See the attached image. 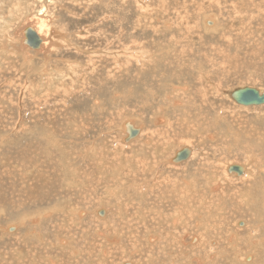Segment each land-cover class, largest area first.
I'll list each match as a JSON object with an SVG mask.
<instances>
[{"label":"rangeland","instance_id":"rangeland-1","mask_svg":"<svg viewBox=\"0 0 264 264\" xmlns=\"http://www.w3.org/2000/svg\"><path fill=\"white\" fill-rule=\"evenodd\" d=\"M5 2L3 6L0 5V17L10 16L16 19L9 22V26L0 27V37L4 33L7 38L0 53V224L4 226L8 223V226L14 227L12 231L6 229L12 244L15 243L13 248L17 246L16 243H20L18 247H21V243L27 242L26 250L31 256L29 261L42 258L45 253L53 254L52 251L66 245L54 238L58 234L70 237L73 243H78L79 249L82 246H93L95 251L105 248L111 252L114 248H120L122 257L120 254L106 264H121L128 260L135 262L129 257L131 254L128 251L131 250L132 255L146 258L141 254L147 245L144 241L145 232L152 229L161 235L160 241L163 242L166 234L162 229V221H157L156 218L145 224H136V221L144 212L153 214L156 210H162L164 207H159V204L163 198L154 199L137 193L140 188L147 191L154 189V184L160 185L158 177L161 174L171 175L178 181L182 178L189 181L193 179L199 185L196 186L199 195L213 194L217 200L223 197L225 213L233 208L237 209L232 200H229L233 191L229 188L230 182L229 185H221L222 176L213 180L215 183L212 180L210 182L207 177L212 173L214 178L212 164L214 167L218 166L223 173V167L235 160L251 166L253 171L264 168V144L258 143L264 142V104L241 105L235 103L230 96L235 88L245 85L264 90V29L256 28L257 22L252 16L245 18L250 12L254 13V7L247 0H237L234 3L231 0H36L28 6L19 5L18 0ZM36 9H40L48 20L45 33L49 34L51 40L58 42L53 51L47 54L49 58L46 60V67L42 69L48 74L42 79L38 73L22 65L24 49L21 48L20 29L26 19L25 15L35 13ZM205 18L215 20L217 28L207 31L204 26L210 23L203 21ZM241 21L246 26L244 37H249L248 43L256 39L261 43L263 40V46H258L257 43V50L253 51L245 46L240 34L236 35L232 30L234 28L229 27H239ZM228 34L232 38L230 41L224 37ZM18 35L19 38H16ZM163 49H169L171 56L165 55ZM31 50L34 49L28 47L30 56ZM224 52L229 59H221ZM200 54L208 58L202 59ZM42 63L43 55L33 57V66H41ZM52 67L61 70V79L53 77L56 74ZM198 68H202L204 74L199 89L205 95L206 103L214 110L220 103L226 106L224 118H216L213 114L207 117L200 113L196 116L193 109L196 104L185 96L187 89L182 90V95H177L178 87L186 85L187 88L188 83L196 85L195 74ZM111 71L116 72L114 77L110 74ZM197 107L194 108L198 110ZM178 109L179 114L175 113ZM158 115L168 118L166 122L171 128L167 126V129L166 124L155 123L154 117ZM237 118L241 121L236 120ZM125 120H130L136 126L140 125V133L136 131L130 138L124 133V139H121L120 128ZM130 123L132 128H136ZM180 126L182 127L179 128ZM157 130L162 134H158ZM151 133L153 136L149 139L154 140L155 145L150 147L154 150L155 146L156 150L145 153V150H140V146L145 141V135L150 136ZM165 134L166 139H163ZM180 137L185 138L181 140ZM181 142H189L185 146L190 147L192 154L183 161L170 162V165L161 163L162 158L172 155ZM90 145L106 148L108 152L104 149L103 152L110 163L122 171L117 178L106 179L101 175V171L105 175L111 174L114 168L110 166L107 171L102 170V166L95 162V150L89 149ZM227 147H231L230 151ZM252 154L255 159H249L251 163L247 164L245 155ZM143 157L156 165L152 173L157 177L152 176V181H147L141 187L130 188L131 182H139L142 176L148 175ZM126 162L133 165L128 166L129 174ZM40 170L45 175L38 178L36 173ZM229 173L227 177H231ZM235 174L233 172L232 175ZM248 174L245 172V175ZM261 177L264 179V172ZM234 178L237 177L232 179ZM209 182H213V186L219 183L218 189L213 191ZM236 184L235 188L241 186L240 183ZM262 186L263 195L253 188L252 195L246 197L252 203L248 202L247 205H252L254 212L246 215L230 211L226 219L227 228L231 227L235 218L256 223L261 214L264 221V182ZM108 187H118L120 194L130 199L125 202L135 208L132 216H118L117 209H114L116 207H111L116 199L108 194ZM222 188L225 189V197L219 191ZM152 192L157 195L154 190ZM58 204L64 210H56L46 217L42 215L39 224L34 223L33 218L29 219L33 213ZM66 208L78 210L71 216ZM244 208L247 206L240 207L241 210ZM177 209L176 204L165 209V218L174 214ZM100 210H103L102 213H99ZM219 213V208L213 212L215 215ZM22 214L27 218L19 226V235L14 240L18 231H15L17 228L11 223L17 222ZM181 216L187 222V227H182L181 224L173 226L170 222L163 221L169 230L175 228L176 236L184 230L190 232L189 209L181 213ZM59 217L64 218V224L57 222ZM239 225L237 223L236 228ZM97 227L104 229L105 239L102 235L95 234ZM27 228L35 229L33 236L29 235ZM194 231L198 233L197 230ZM115 234H119L121 239L117 243H109L114 238L108 239ZM9 237L3 236L1 239L5 242ZM45 237L47 240L44 241ZM128 237H135L136 242L131 239L129 244V240H126ZM188 239L185 237L184 240L188 243ZM136 243L140 245L139 248ZM207 244L214 245L211 242ZM246 244L249 247L255 246L253 242ZM158 245L160 248L155 247L153 251L155 259H146L143 264H165L171 258L168 251L164 254L167 248L173 252L177 264L187 263L186 260L183 262L175 246L167 245L166 248L163 243ZM71 246L73 245L67 244L68 248ZM203 247L195 249L192 255L201 257L204 254L206 262L211 264L212 259L207 257L205 251H209V248ZM13 248L10 246L4 250L14 254ZM260 249L264 252V246ZM79 258L84 260L82 254L76 257ZM0 259H4L2 253ZM81 260L79 264H90L82 263ZM92 260L96 263L97 257H92ZM42 261L46 262L43 258ZM247 264L258 262L251 260Z\"/></svg>","mask_w":264,"mask_h":264},{"label":"bare ground","instance_id":"bare-ground-1","mask_svg":"<svg viewBox=\"0 0 264 264\" xmlns=\"http://www.w3.org/2000/svg\"><path fill=\"white\" fill-rule=\"evenodd\" d=\"M5 1L6 0H0V5L3 6L4 3H6ZM37 1H39V0H37ZM231 1H232V3H234V1H237V0H231ZM18 2H19L18 4L21 5V6L22 5L23 6H28L29 4H31L33 2H36V0H18ZM247 2L250 5H252L251 7H254V9H253L254 13L253 12H250L249 14H247L245 16V18L246 17L249 18V16H252V18L255 19L256 22H257L256 23V28H259V29L262 28V29H264V0H247ZM34 12L35 13L29 12V14L25 15L26 19H24L22 28L20 29L21 48L24 49V53H23V57H22L23 58L22 65H24L25 67L28 66L27 67L28 69H31L36 74L38 73L40 79H42V78H44L46 76V74H48V73L45 72L46 71L45 69H42V67H46V60L49 58L47 54L48 53H51L53 51V49L58 45L57 44L58 42H55L54 40H51L49 38V34L45 33L46 24L48 22V20L45 18L46 15H42L43 13L41 12L40 9H36ZM209 15H208V17H209ZM211 15H213V14H211ZM19 17H20V15H19ZM206 18L203 21H205V22L208 21V23H210V25H205L204 26L205 29L207 31L215 30L217 28L218 23L217 22L215 23V20H213V19H209V18L206 19ZM13 19H16V17H10V16L5 17V18H3V17L1 18L0 17V25H1L0 27L9 26V22H11ZM247 23H250V22L247 21ZM212 25H214V27ZM26 27H31L35 31V33L40 37V45H39V47L37 49L31 50L32 51L31 54L33 55V56L31 55L32 57L29 55L30 53H28V51H27L29 46L27 44H24L22 42V39H23V30ZM229 27H233L234 28L232 30L235 31L236 35L237 34H240V37L242 38L241 41L243 43H245V46H248L249 48H251L250 49L251 51H253V49H256L257 50L256 45H257V43H259L258 40L256 39V40H253L251 43H248L249 37L247 35H246L247 37H244L245 36L244 31L246 30V26L244 25L243 21L240 22V26L239 27H236V26H233V25H231ZM1 29H3V28H1ZM50 31H53V30L51 29ZM250 31H251V29L249 30V32ZM50 35H52V34H50ZM261 36H262V34H261ZM224 37L226 38V40H229V41L232 40V38L230 37V34H228L227 36H224ZM16 38H19V35ZM11 39H13V37ZM6 41H7L6 35L3 33L2 36L0 37V43L2 44V45H0V53L3 51L2 48L4 46V43H6ZM262 41H261V43H262ZM261 43H259L258 46H260ZM167 45H170V44H167ZM243 46H244V44H243ZM261 46H263V45H261ZM261 48L262 47H260V50H262ZM31 49H33V48H31ZM169 49L168 50H165V51L163 49L162 52H164L165 55H167V54L170 55L171 54L170 53L171 51H169ZM20 51H23V50L21 49ZM174 51H175V49H174ZM176 52H178V51H176ZM172 54H174V52ZM35 55H43V63H42L41 66H33L32 65L33 64V57ZM221 56H222L221 59H223V57H225L224 59H229L228 55L225 52L222 53ZM200 57L202 59H207L208 58L207 56H204V55H201V54H200ZM177 58H181V57H177ZM179 60H181V59H179ZM176 62H177V60H176ZM180 63L181 62H179V64ZM52 68L55 70V73L54 74H56L53 77H56V78L61 79L62 76H63L62 75L63 73L61 72V70L59 71V70H56L54 67H52ZM110 74L113 76V75H116V72H112L111 71ZM113 77H111V78H113ZM195 78H196V85L195 86L189 85V83L187 84V86H188L187 88H186V85H182V86L179 85L180 87H178L176 89V90L179 91L177 95H179V96L182 95V92L184 91V89H187V93L185 94V96H186V98L189 101H191V102H193V103L196 104L195 106H193V109L197 113L196 116H198L199 115L198 113H200L201 115L203 114V116L206 115L207 117L209 115H212L213 114L214 117H216V118H219V117H223L224 118L225 117L224 116L225 115L224 114L225 113L224 110H226L227 107L226 106H222L221 103L218 105V108L215 109V110L211 106L209 107L208 104L206 103L205 99H204V96L205 95H203L202 94V91L199 89V84H200L201 80L204 78V74H203L202 68L196 69ZM189 86H191L192 89ZM245 86H243V87H245ZM249 87H251V86H249ZM196 106H198L197 107L198 110H196L194 108ZM210 110H212V111H210ZM216 110H218L219 112L216 111ZM207 111H210V112H207ZM179 112H180L179 109L175 111V113H177V114H179ZM185 114L187 115V112ZM164 118L165 117L158 115V116H155L154 117V120H155V123H157V124H161V125L162 124H166L165 127L167 128V126H169V124L167 123L168 122L167 121L168 118H166V119H164ZM164 120H165V122H164ZM236 120H239V118H237ZM236 120L233 121V122L234 123L235 122L237 123ZM129 121L130 120H125L123 122V125H121V128H120L122 130V132H121L122 134H120L121 135V139H124V135H123L124 133H125L126 136H128L125 130H126V126L129 125V123H130ZM131 121H133V120H131ZM204 121H206V119ZM214 121H216V120H214ZM239 121H241V120H239ZM242 122H243V120H242ZM130 124L132 126L136 127V128H134L132 130L133 135L136 134V131L139 134L140 133V127L141 126L140 125L139 126H136L135 124H132V123H130ZM239 124H242V123L240 122ZM170 125H171V123H170ZM181 125H182V123H181ZM240 126H243V125H240ZM169 127L171 128V126H169ZM174 127H172V128L174 129ZM181 127L182 126H180L179 128H181ZM108 129H109V127H108ZM234 130H236V129L234 128ZM253 130H252V132H253ZM157 131L159 132L158 134H160V135L162 134V132L160 130H157ZM180 131H181V129H180ZM214 131H217V130L214 129ZM254 132H255V130H254ZM256 132H258V131H256ZM236 133H234V134H236ZM173 134H174V130H173ZM259 134H260V132H259ZM151 136H153V133H151L150 136H146L145 135V141L142 142V145L140 146V148H141L140 150H142V151L145 150V153H149L150 150H152L151 147H150L152 144L155 145L154 144V140H152V139L150 140L149 139ZM164 137L165 138H163V139H166V134H165ZM220 137H222V136H220ZM183 138H185V137H182V139L180 137L181 140H183ZM226 138H227V136H226ZM233 139H235V138H233ZM256 139H258V138L256 137ZM177 140H179V138ZM214 140H215V138H214ZM246 140H247V138H246ZM223 141H224V139H222V143H223ZM257 141H260V139L257 140ZM102 142H104V138L102 139ZM102 142H100V144ZM236 142H237V139H236ZM159 143H161V142H159ZM188 143L189 142H181L179 144L180 147L178 149L177 148L174 149V152H173L172 155H170V156H168L166 158H162L161 163H165V164L170 165V162H174L172 160V157L175 154V152L178 151L182 147H187L188 146ZM228 143H227V145H228ZM258 143L261 144V145L264 144V142H261V143L258 142ZM106 144H107V141H106L105 145ZM162 144H164V143H162ZM166 144H168V143H166ZM219 144H220V146L222 145L221 142ZM153 145H152V148H153ZM185 145H187V146H185ZM220 146H219V148H221ZM243 146H245V145H243ZM120 148H122V147H120ZM188 148L190 149V147H188ZM227 148H229V147H227ZM230 148H229V151H230ZM89 149H91V150L94 149L95 150V154H96L95 162H97L98 165L102 166V168H103L102 170H106L107 171L110 168V166L114 168V170L111 171V174L105 175L103 173V171H101L102 172L101 175L103 177H105L106 179L117 178L118 175L122 171L119 170L117 167L115 168V166L110 163V160H109L108 156L103 152V149L105 150L106 153L108 152L106 150V148H101L100 145H97V146L90 145L89 146ZM210 149H211V147H210ZM245 149H248V148L246 147ZM155 150L156 149H155V146H154V150H152V151H155ZM207 150H209V149H207ZM213 150H214V148H213ZM162 151H163V149H162ZM245 151H243V152H245ZM137 152H139V150ZM251 153H249V154H251ZM191 154H192V151L190 149L189 156ZM221 154H223V153H221ZM239 156H240V154H239ZM254 156H255V154H254ZM210 157H211V155H210ZM219 157H220V155H219ZM143 158H145V162H146V165H147L146 168L148 170V175L145 174V176H142L139 179V182H131L129 184L130 188L141 187L147 181H152V176L157 177V175H154L152 173V171L156 169V165L155 164H152L146 157H143ZM245 159L247 160V164L248 163L250 164L251 161H248V160L249 159H252L253 160V159H255V157H253V154H252V156L245 155ZM231 161L233 162L234 160L232 159ZM235 161L232 164L240 165L243 168L242 169V172L240 174H237L236 173L235 175H232L233 172L232 173H229L228 172L227 167L229 165H231V164H226L223 167V169H222L223 170V173H222V171H219V168H217L218 167L217 165H216L217 167H214L213 164H212L213 171H214V178L212 177V173H211V175L209 173V175H208L207 178L211 182V180L213 181L215 179H218L220 176H222L223 177L222 178L223 181L221 182L222 183L221 185H223V184H228L229 185V182H230L229 188L231 190H233V191L229 195L230 196L229 197V200H232V202H233L232 204H235L237 206V209L233 208L230 211L232 213H238L239 212V213H245L246 215H251L254 212L255 208L252 205H250V206L247 205L248 202L250 204H252V203L250 201H248L246 197L252 195L251 194V191H252L253 188H256L260 192L259 193L260 195H263V193L261 191H262V188H263L262 184L264 182V179L261 177V173L264 172V168H257L256 171H253V169L251 168V166H249V165L246 166L245 164H244L245 165L244 166L243 164L238 163L237 160H235ZM159 163H160V161H158V164ZM255 164H257V163H255ZM259 164H260V162H259ZM128 166H131L132 167L133 165L132 164H129V162H126L125 163V167H126L127 170L129 169ZM224 170H226V173H225ZM247 170H249V172H247ZM4 172H7V170H4ZM142 172H143V170H142ZM245 172L246 173H249V174L248 175H245ZM127 173L129 174L130 171L128 170ZM228 173L230 174L231 177H227L228 176ZM183 174H185V172ZM44 175H45V173L42 170H40V171H38L36 173V177H38V178H41ZM193 175L194 174H192V176ZM169 177H171V175L170 176H167L166 174H161L158 177V180H159V184L160 185L154 184L153 185L154 186V189L153 188H150L147 191L144 190V188L143 189L140 188V191L137 193V195L141 194V195H144L145 197H150V198H154V199H157L159 197L160 198H163V199L160 200V204H159V207L160 206H163L164 207L162 210H156L153 214H150V213L149 214H145V212H144L140 217L137 218L136 224H145V223H148V222L152 221L153 218H156L157 221H162V226H163L162 229H163L164 233L166 234L163 237L164 242L163 241H160V239H161L160 238L161 237L160 234H158L157 232H154L152 229H148L145 232V236H144V241L147 243V245L144 248V250L141 251V254L142 255H145L146 258L145 257H143V258L142 257H139L138 255H135V254L132 255V250H131V251H128L129 254H131L129 257L131 259L135 260L136 263L134 261L128 260V262H123L121 264H139V263L140 264H143L144 260H146V259H148L150 261H153L155 259V255L153 253L154 248L155 247H159L160 248V245H158V243L165 244L166 245V248H167V245L168 246H175L178 249V251H179V253L181 255V258H182L183 262H184V260H186L185 261V262H187L186 264H208L206 262V258H205L206 256L205 257L203 256L204 254L201 255V257L200 256L198 257L197 255L196 256L195 255H192V253H194L195 249H201L202 246L209 248V251H213L212 253H209V251L205 250L206 253H207L206 254L207 257L210 258V259H212L211 264H235V263L247 264L251 260H254V261L257 260L258 264H264V259H263L264 258V252L260 249V247L264 246V235H263V232H264V221L262 219V215L261 214H260V220L257 221L256 223H253V222L252 223H248L247 220H241V221H239V219L235 218V220L232 222L231 227L227 228L225 226L226 225V219H227L228 214L230 213V211L228 213H225L224 208L222 206L223 205V197L221 199H218L217 200V199H214V197L212 196L213 194H209V195L206 194V196L205 195L204 196L203 195H199V193L196 192V186H199V185L198 184H195V182H196L195 180L191 179L192 181H189V180H187L185 178H182L183 180L181 179L180 181H178L176 178H172L171 177L172 179H169ZM194 177H196V176H194ZM233 177H237V178L236 179L235 178L232 179ZM213 182L210 183V184H212L211 185L212 186V190L215 191V190L218 189L219 183L217 182L218 184L215 185V186H213ZM224 182H228V183H224ZM236 183H240L241 186L239 188H235L236 185H237ZM223 188L221 190H219V191H222V195L225 197V193H224L225 192V189L223 190ZM106 190H107L108 194H110V196L113 199L114 198L116 199L114 201L115 203L113 205H111V207H116L114 209H117L118 216H120V215H126V216L129 217V216H132L135 213V208L129 206L125 202L126 200H130V199L129 198H124L123 195L120 194V191H119V188L118 187H108ZM152 190H154L157 193V195H154L153 192H152ZM231 190H229V191H231ZM219 191H216V192H219ZM244 193H246V194H244ZM131 199L133 201V195H132ZM213 200L214 201L216 200V201L213 202ZM173 204H176L177 205V207H178L177 211L174 214L170 215L169 217L165 218L164 210L170 208L171 206H173ZM152 205L153 204H150V206H152ZM242 206H247V208H244L243 210H241L240 207H242ZM102 207H103V205H102ZM71 208H75V207H72L71 206ZM217 208H219L220 213L217 214V215H215V214H213V212ZM69 209H67V210H68L69 213H71V216H74L75 215V212L78 210L77 208L76 209H72V210L70 209L71 211ZM186 209H189V214H190V220H191L190 232H187L186 230H184L181 233L182 235L179 234V235L176 236L174 234L175 228H171L169 230L167 228V226L163 223V221H168L173 226H178V224H181L182 227L183 226L184 227H187L188 226L187 222H185L183 220L182 216H181V213H185ZM56 210L61 212L62 210H64V207L61 204H58V206H54L52 208H48L45 211H41V212L38 211L37 213H33L30 216L29 219H32L33 218V222L39 224V221H40L42 215H44L46 217L47 215H49V214L51 215L52 213H54ZM105 210L106 209H104V213H106ZM102 211L103 210H100L99 213H102ZM20 217H18L19 220L17 222H12L11 223V225H13V226H15V228H17V230L15 229V231H18L17 234L15 235V237H13L14 240H16L17 239V236L19 235V230H18L19 226H22L23 225V222L27 218L25 214L20 215ZM195 220H198V221L195 222ZM57 222H59L60 224H64L65 223V220H64L63 217H59L57 219ZM75 222H79V221H76L75 220ZM88 222H91V221H88ZM92 222H95V221H92ZM237 223H238V225H239V223H242V225L244 224V226L239 225L236 228L235 225ZM0 227L5 228L4 230H0V245L2 246V249H3V250L2 249L0 250V253H2V255L4 257V259H0V264H26V262H29V264H31V263L32 264H44V263L45 264H79L80 263L79 260H81V259L80 258L79 259H76V257L80 256V254H82L83 259H84V260H81L82 263H84V262L85 263L90 262V264H106V263H111L112 260H114L116 257H119V255L121 254L120 248L119 249L114 248V250L111 251V252H109L108 249L101 248V249H99V251L96 250L98 253H96L95 247H93V246H82L79 249L78 243H76V242L73 243L71 241V238L70 237L60 236V235L56 234L54 238L55 239L57 238V240H60L62 244H65L66 243V245L59 247L57 251H52L53 254H50L49 252H47L49 254L48 255L47 253H45L42 258L44 260H46V262H43L41 257H38V258H36L34 260H30L29 261V259H31V256L29 255V253L26 250L27 242L21 243V247H18L20 245V243H16L17 246H15L13 248V246H14L15 243L12 244V240L6 234L7 233V230L6 229L8 227V223H6L4 226L3 225L1 226V224H0ZM103 230H104L103 228L97 227V229H95V232H96L95 234L102 235L103 238L105 239L106 238L105 237L106 234L104 233ZM133 230H135V226H133ZM194 230H197L198 233L196 231H194ZM26 231L29 232V235L32 234V236H33L35 229L33 230V229L27 228ZM211 231H213V233H211ZM225 232H226V234L224 235ZM209 235H213V236L210 237ZM223 235H224V237H222ZM3 236L9 237V238H7V240H5V242H3L4 239H1V237H3ZM12 236L13 235H11V237ZM37 236L39 237V235H37ZM185 237L186 238L187 237L189 238L188 239V243L189 244L184 240ZM111 238H114V239L111 240ZM214 238H215V240H213ZM120 239H121V236L119 234H115V235H111L108 240H111L112 241V242H109V243H117ZM131 239L133 240V242L135 241V237H128L126 239L127 241L129 240V244H130ZM45 240H47V237L44 238V241ZM190 242H192V243L190 244ZM193 242H195V243H193ZM208 242H211V244L213 243L214 245H210L209 246L207 244ZM252 242L255 245L253 247H249L246 244V243H252ZM67 244L68 245H73V246H71L70 248H68L67 247ZM135 245H138V248L140 247V245L138 243H136ZM10 246H11V248L14 249V254H13V252L10 253V252L5 251L6 248H9ZM52 246H54V244ZM161 248H162V246H161ZM134 250L135 249H133V251ZM146 251L148 252L147 254H146ZM167 251H168V253L171 254V258H169L168 261L165 262V264H168V263L169 264H177L178 261L175 259L174 255H173V252L172 251H169V248H167L166 250H164V254L166 255L167 253H165V252H167ZM250 251H253V252H250ZM144 252H145V254H144ZM9 253H10V255H9ZM57 254H59V255H57ZM122 255L123 254H121L120 257H122ZM94 256L97 257V262L96 263L92 260V257H94ZM214 260H216V261H214ZM129 262H131V263H129Z\"/></svg>","mask_w":264,"mask_h":264},{"label":"water","instance_id":"water-1","mask_svg":"<svg viewBox=\"0 0 264 264\" xmlns=\"http://www.w3.org/2000/svg\"><path fill=\"white\" fill-rule=\"evenodd\" d=\"M22 42L27 44L30 48L37 49L40 45V37L35 33V31L31 27H26L23 30V39ZM230 96L233 100L241 105H257L264 104V90L258 89L256 87H240L233 91H231ZM130 125L126 126L127 138L132 136V130ZM190 154V149L188 147H182L178 151L175 152V155L172 157L174 162H180L185 160ZM242 166L237 164H231L227 167L228 172H236L240 174L242 172ZM14 227L8 226L7 230L12 231ZM5 228L0 227V230H4Z\"/></svg>","mask_w":264,"mask_h":264}]
</instances>
